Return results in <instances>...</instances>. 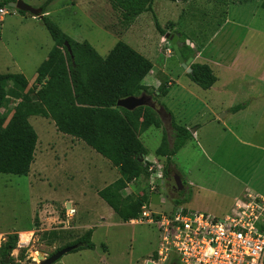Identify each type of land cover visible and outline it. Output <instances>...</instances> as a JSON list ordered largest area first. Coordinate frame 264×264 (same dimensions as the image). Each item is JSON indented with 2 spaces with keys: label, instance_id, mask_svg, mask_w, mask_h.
Segmentation results:
<instances>
[{
  "label": "rangeland",
  "instance_id": "obj_1",
  "mask_svg": "<svg viewBox=\"0 0 264 264\" xmlns=\"http://www.w3.org/2000/svg\"><path fill=\"white\" fill-rule=\"evenodd\" d=\"M20 1L39 9L46 0ZM261 1L188 0L171 3L154 0L151 12L130 23L112 10L108 0H52L47 9L52 12L50 19L68 38L87 42L101 58H105L118 42L138 53L140 51L154 65L152 76L158 77L162 83L164 77L159 70L177 71L178 74L184 71L172 51L169 57L166 56L167 49H172L166 35L178 36V39L182 36L190 41L197 35L205 42L226 20L229 24L217 40L231 38V42H237L245 36L248 40L258 39L263 56L264 12L259 7ZM4 9L9 14L0 19V74H19L18 69H22L29 86H33L35 67L45 55V47L53 44L52 40L43 25L37 24L38 30L29 31L31 27L21 24V15L16 10ZM156 24L166 33L165 36L156 29ZM246 25L261 34L247 35L244 32ZM26 27L25 32L23 29ZM36 31H39L38 41L42 50L27 44ZM192 51L195 52L194 49ZM193 86L189 93L174 86L165 98L159 100L160 104L175 123L185 126L190 133L197 127L227 129L237 137V141L228 137L219 144L220 149L216 152H213L216 148L212 145L216 140L210 135L209 143L203 139L199 145L192 140L188 142L172 159L183 186L182 191L177 192L171 179L163 182L165 159L155 155L162 134L158 130L147 129L140 136V141L150 158H145V161L150 164L157 162L154 175L141 177L129 184L123 195L145 196L146 209L154 216L185 210L209 214L221 220L231 212L232 208L226 211L243 186L264 197V89L261 88L260 95L255 92L251 95L246 90L248 95L244 99L256 100L247 102L245 108L235 114L219 110L227 97L212 98L208 102L212 106H208L204 102L208 94ZM145 98L170 134L169 116L156 101ZM15 104V100L8 98L1 112L9 114ZM212 113L217 115V119L223 117L220 123L211 121ZM29 123L37 135L29 175H0V246L9 236L16 235L18 242L29 239L26 247L19 249L17 246L12 253L13 263L40 264L38 256L42 260L50 257L90 229H93L91 241L94 250L70 252L55 264H142L152 256L159 242L158 229L147 223L122 222L97 195L108 181L102 184L88 171V165L104 170L109 167L106 161L94 153L81 152L79 148L70 151L68 139L56 131L50 120L32 117ZM82 166L87 167L84 174L81 173ZM173 172L172 168L171 174ZM186 198L189 200L186 204H174L175 200ZM70 209L75 210V214L68 218L66 212ZM34 256L37 263L32 261Z\"/></svg>",
  "mask_w": 264,
  "mask_h": 264
},
{
  "label": "trees",
  "instance_id": "obj_2",
  "mask_svg": "<svg viewBox=\"0 0 264 264\" xmlns=\"http://www.w3.org/2000/svg\"><path fill=\"white\" fill-rule=\"evenodd\" d=\"M16 1L0 0V9ZM51 1L46 0L40 7L42 17L39 20L54 45L37 68L34 85L29 86L20 74H0V175L28 176L37 143V135L29 119L40 117L50 120L58 133L83 142L117 170L119 178L97 195L122 222L130 223L140 215L146 197L124 196L123 191L141 177L149 178L154 174V165L145 161L147 152L140 136L150 127L162 129L161 144L155 155L165 159L162 179L167 183L168 179L173 181V175L179 176L172 159L192 140V134L185 126L175 123L159 102L168 95L167 81L164 80L156 90L142 85L152 70L148 59L122 42L116 43L108 55L101 58L87 42L71 40L56 23L44 16ZM108 1L112 10L127 23L151 12L154 2ZM162 1L175 3L178 0ZM259 7L264 12V0ZM18 14L29 15L22 12ZM155 26L162 35H166L157 24ZM185 41L192 44L186 37L180 36L178 39L182 44L180 54L184 62L195 58ZM65 43L68 44L70 54ZM188 68L191 72L186 76L202 91H208L215 84L216 78L207 65L191 63ZM140 96L152 98L167 113L170 118V134L151 106L134 111L116 106L120 100ZM8 98L15 100L16 104L9 114H3L1 110L5 108ZM172 168L174 172L171 174ZM188 201L187 198L175 200L174 204L179 206ZM92 235L93 229H90L78 240L56 252L68 247H76L72 252L94 250ZM17 244L15 235L9 236L0 246V264H14L11 255L16 251Z\"/></svg>",
  "mask_w": 264,
  "mask_h": 264
},
{
  "label": "crops",
  "instance_id": "obj_3",
  "mask_svg": "<svg viewBox=\"0 0 264 264\" xmlns=\"http://www.w3.org/2000/svg\"><path fill=\"white\" fill-rule=\"evenodd\" d=\"M175 3H179V0ZM51 13L52 12L48 10L46 7L44 11V16H47L50 19ZM20 18L22 19L20 20L22 25L25 26L29 25L31 27V29L29 28V31L30 30L32 31L33 29L38 30L39 27L37 26V24L42 25L39 18H35L31 15L20 16ZM224 23H225L224 25L218 26L215 29V33L211 35L207 41L205 42L202 41L199 37H197V35L195 36L194 40H191L192 41L191 49L195 50L194 52L195 58L192 59L191 63L207 65L211 69L213 75L216 78L215 84L208 91H203L204 93L208 94V96L204 99V102L208 106H212L208 102L211 101L212 98L223 95L224 97H227V100L229 99L230 102L228 103L226 100L225 104L224 103L221 104V108L219 110L221 111L229 110V112H233L235 109H239L237 110V112H233L235 114H238L241 110H243V108H245V104L247 102H254L256 100L255 98H249L248 100H245L244 97L247 96L248 93H250L251 95H253L254 92L259 95L262 94L261 88L264 89V55L262 56L263 51L259 47L260 41L258 39H249L250 40L249 41L247 36H245L243 39L237 42L236 41L231 42L232 41L231 38H229V40L227 41H225V39L217 40L220 32L224 31L225 27L229 24L228 22H226V20L224 21ZM251 24H253V22H251ZM240 27L243 28V26ZM27 28L28 27L24 28L23 30L26 32ZM245 31L247 32V35L249 33L261 34V32H259L257 29L250 27V25L244 26V32ZM38 32L39 31H36L35 35H33V38L27 41V44L31 48L42 50L41 44L38 41L40 40L38 38L39 36ZM53 45L54 44H51L49 47H45L44 50L46 51V53L38 61L39 64L37 65V67H35L36 68L35 70H37L40 64L47 58L49 52L53 48ZM29 54L31 55V52ZM139 54L142 55L140 51ZM142 56L146 57L144 54ZM151 64H152V70L150 71L148 76H146V78L142 81V85L149 89L156 90L161 84V82L158 77L152 76L154 65L152 62ZM159 71L160 73H162L164 80L168 82V86H169L168 94L171 92V88H173L174 86L179 87V89L184 90L187 93L193 90L194 84L186 76L185 70L180 74H178L176 70H175L176 73H171L165 70H159ZM18 72L20 75L23 76L24 71L22 69H18ZM246 90H248V93H245ZM244 100L245 102H243ZM242 102L243 104H240ZM262 103L264 110V101ZM213 110L214 109H212V111ZM211 116H212L211 121L214 123L215 122L220 123L219 120L223 118L221 117L220 119H217L216 118L217 115H213V113L211 114ZM149 129L158 130V132L162 134L161 128L157 129L154 127H150ZM208 130H209L208 128L204 129V127H197L196 129L192 130L191 133L192 141H194L199 145L201 139H203L204 141L207 140V142L209 143L210 138H214L216 141L213 142L212 145L216 149L213 152L219 150L220 149L218 147L219 144L227 140L228 137H232L235 141H237V137L235 136L233 137L232 134H230L229 130L227 129H224L223 131L211 129L209 130L210 132H208ZM143 134L141 136H143ZM61 136L65 137V139L66 138L68 139L67 141L69 142L70 145L69 146L70 151L72 150L74 151L76 148H79L81 152L87 151L88 153H94L99 158L101 157L100 155L92 151L90 148H88L83 142L62 134ZM146 158L150 159L147 156ZM154 158L156 157L154 156ZM101 159L103 158L101 157ZM105 163L109 167L105 168L104 170L96 166L88 165V171H91V173L94 176H96V178L99 179L102 184L105 183V181H108V184L105 186L107 187L108 185L112 184L119 178V174L117 170L112 168L107 161ZM86 172H87V167L84 168V166H82L81 173L84 174ZM188 185L191 186L192 184H188ZM248 192H255V191L248 186H243L241 191L238 192L237 195L233 197L232 203L230 204L229 209L226 212H228L231 208H233V205L238 201V199H240L244 194Z\"/></svg>",
  "mask_w": 264,
  "mask_h": 264
},
{
  "label": "built area",
  "instance_id": "obj_4",
  "mask_svg": "<svg viewBox=\"0 0 264 264\" xmlns=\"http://www.w3.org/2000/svg\"><path fill=\"white\" fill-rule=\"evenodd\" d=\"M8 14L0 9V19ZM166 52L169 57L171 49ZM74 213L70 209L66 216ZM130 223L158 229L157 249L142 264H264V197L255 192L244 194L221 220L185 210L154 216L143 206ZM28 244L19 240L17 246ZM32 261L37 263L35 256Z\"/></svg>",
  "mask_w": 264,
  "mask_h": 264
},
{
  "label": "water",
  "instance_id": "obj_5",
  "mask_svg": "<svg viewBox=\"0 0 264 264\" xmlns=\"http://www.w3.org/2000/svg\"><path fill=\"white\" fill-rule=\"evenodd\" d=\"M8 8L16 10L17 12H22V13H27L35 18H40L42 17V10L39 9H33L26 4H24L22 1L17 0L15 3H11L8 5ZM165 39L170 42V45L172 46L173 52L175 54V57L178 59L181 68L186 71V74H189L191 70L188 68V66L191 64L192 59H188L187 61L184 62L183 58L181 57L180 54V48L182 46L181 43L178 42V36L174 35H166ZM186 45H190L189 41H185ZM191 46V45H190ZM65 47L67 48L68 53L70 54V49L68 47V44L65 43ZM116 106L118 108H122L126 111H134L135 109L141 108V107H149L148 105V100L145 98V96H140V97H129L123 100H120L117 102ZM192 133V131H191ZM174 181V189L177 192H181L183 189L182 182L178 176L173 177ZM76 247H68L64 248L52 256L42 260L41 256H38V260H40V264H55L58 262L64 255L72 252L75 250ZM7 263V260L5 261Z\"/></svg>",
  "mask_w": 264,
  "mask_h": 264
},
{
  "label": "flooded vegetation",
  "instance_id": "obj_6",
  "mask_svg": "<svg viewBox=\"0 0 264 264\" xmlns=\"http://www.w3.org/2000/svg\"><path fill=\"white\" fill-rule=\"evenodd\" d=\"M52 256V255H51Z\"/></svg>",
  "mask_w": 264,
  "mask_h": 264
}]
</instances>
